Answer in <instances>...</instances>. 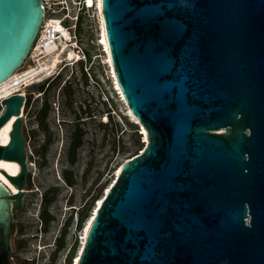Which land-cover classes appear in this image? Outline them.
Here are the masks:
<instances>
[{"label":"water","instance_id":"water-1","mask_svg":"<svg viewBox=\"0 0 264 264\" xmlns=\"http://www.w3.org/2000/svg\"><path fill=\"white\" fill-rule=\"evenodd\" d=\"M41 0H0V83L43 22ZM110 61L146 130L105 193L76 264H264V0H101ZM20 91L0 159V264L27 189Z\"/></svg>","mask_w":264,"mask_h":264},{"label":"rangeland","instance_id":"rangeland-1","mask_svg":"<svg viewBox=\"0 0 264 264\" xmlns=\"http://www.w3.org/2000/svg\"><path fill=\"white\" fill-rule=\"evenodd\" d=\"M93 18L83 15L76 30L86 58L25 89L23 135L32 166L23 206L12 215L15 264H70L93 201L146 142L108 78ZM33 91L43 93L35 98Z\"/></svg>","mask_w":264,"mask_h":264},{"label":"bare ground","instance_id":"bare-ground-1","mask_svg":"<svg viewBox=\"0 0 264 264\" xmlns=\"http://www.w3.org/2000/svg\"><path fill=\"white\" fill-rule=\"evenodd\" d=\"M84 6H89L94 11V18H90H93L96 25L95 44L99 46L101 52L104 54V63L109 74L108 78L111 79V84L115 86L114 89H117L119 98L122 99V102L125 104L126 110L128 111L131 118H133L135 122H138L141 128V132L143 133V138L147 142L146 130L134 116V114L130 111L128 105L126 104L110 61L104 25L101 17V0H85ZM42 24L43 25L41 27L40 33L44 37H41L40 40H37L33 43L29 53L23 61V64H26V66H22L23 64H21L19 68L14 70V72L8 79L0 83V99L14 93L15 91H20L26 99L25 89L27 87L42 83L49 78H53L61 72L63 67H71L73 64H76L77 61L84 60V56H82V54H77L79 50H76L78 48L76 37L74 38L72 33L68 29H66L63 24H61L60 20L57 17H48L46 16V14H44ZM46 28H53L56 33H59L57 35V41L53 39L48 40L46 38ZM72 44L76 46L73 47ZM67 47H69V49H67ZM99 57L100 54H96L91 57V59H96ZM93 62L94 61L90 60L89 64ZM30 93L32 95L34 94L35 98H38L42 95L43 92L33 91ZM22 108H24V106H21V115L23 116L24 109ZM104 116V118L107 119V115ZM15 117V115H12L10 119L0 128V144H5L8 142V131L11 129V125ZM27 164L29 168L30 166H32V164L29 162H27ZM121 166L115 169L116 172L113 174L109 183L102 189L101 195L96 197L93 201L92 208L90 209L89 214L82 224V229H80V241L78 243L76 253L70 264L77 263L91 221L94 219V216L97 213V210L105 193L108 191L109 186L113 183L115 177L118 175ZM1 169L6 170L9 174H16L19 171L18 163L14 160L0 159V182L5 185V187H7L9 191L16 192V187L9 181V179L6 177V175H4ZM68 208L71 209L74 208V206L65 207V210H68Z\"/></svg>","mask_w":264,"mask_h":264},{"label":"built area","instance_id":"built-area-1","mask_svg":"<svg viewBox=\"0 0 264 264\" xmlns=\"http://www.w3.org/2000/svg\"><path fill=\"white\" fill-rule=\"evenodd\" d=\"M85 0H41V4L44 7V14L48 17L55 16L57 17L61 24L65 22V28L68 29L74 38H77L76 30L80 23V20L83 15H86L87 17H93L94 11L89 6H84ZM44 17V15H43ZM43 23V22H42ZM43 24H41L42 27ZM41 27L37 33V36L35 38V41L40 40L41 37H44L41 35L40 30ZM53 30V28H46V38L48 40L53 39L57 41V35L59 33H56ZM34 41V42H35ZM77 41L79 42V39L77 38ZM77 51L84 56V59L86 58V51L81 45H77ZM25 103V101H24ZM27 154V152H26Z\"/></svg>","mask_w":264,"mask_h":264},{"label":"trees","instance_id":"trees-1","mask_svg":"<svg viewBox=\"0 0 264 264\" xmlns=\"http://www.w3.org/2000/svg\"><path fill=\"white\" fill-rule=\"evenodd\" d=\"M137 130H138V129H137ZM138 131H139V130H138ZM45 196H46V195H45ZM45 199H46V198L44 197V201H45ZM42 201H43V200H42ZM43 208H44L43 210H45V207H43Z\"/></svg>","mask_w":264,"mask_h":264},{"label":"flooded vegetation","instance_id":"flooded-vegetation-1","mask_svg":"<svg viewBox=\"0 0 264 264\" xmlns=\"http://www.w3.org/2000/svg\"><path fill=\"white\" fill-rule=\"evenodd\" d=\"M45 207V206H44ZM44 209V208H43ZM45 210H46V207H45Z\"/></svg>","mask_w":264,"mask_h":264}]
</instances>
